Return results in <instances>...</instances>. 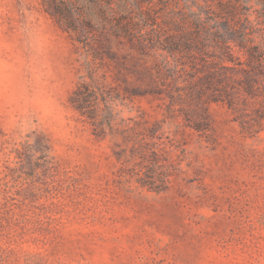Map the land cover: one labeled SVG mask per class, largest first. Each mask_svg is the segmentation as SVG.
Listing matches in <instances>:
<instances>
[{
	"label": "rangeland",
	"instance_id": "374dc122",
	"mask_svg": "<svg viewBox=\"0 0 264 264\" xmlns=\"http://www.w3.org/2000/svg\"><path fill=\"white\" fill-rule=\"evenodd\" d=\"M0 264H264V0H0Z\"/></svg>",
	"mask_w": 264,
	"mask_h": 264
}]
</instances>
